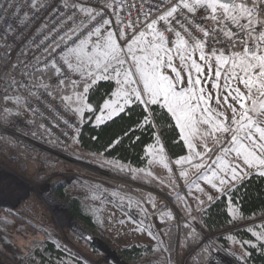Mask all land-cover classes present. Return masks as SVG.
Wrapping results in <instances>:
<instances>
[{
	"label": "rangeland",
	"instance_id": "obj_1",
	"mask_svg": "<svg viewBox=\"0 0 264 264\" xmlns=\"http://www.w3.org/2000/svg\"><path fill=\"white\" fill-rule=\"evenodd\" d=\"M147 30L145 31H151L155 35L152 30ZM109 36H112V40L117 44L112 33H107L99 37L95 43L89 44L85 52L91 53L93 45L104 44ZM145 36L142 31L125 45V51L119 48V59L123 60L124 64L120 65L112 60V66L107 71L103 65L97 67L87 58L83 61L70 59L69 64H72V68L80 77L81 83L78 87L81 89L73 90L66 95L63 98L64 103L66 102L65 104L80 122L83 121L85 112H95L93 121L95 124H100L119 113L125 103L130 102L125 99L127 95L134 94L133 90L139 94L143 91L144 84L136 71L137 61L132 59L133 56L143 57L148 54L155 56L159 51V56L155 58L162 62L156 66L157 70L161 74H174L177 77L183 74L188 82L193 79L194 74L197 77L193 69V61H195L203 68L201 81L204 82L206 76L204 84L218 82L217 88L221 90L217 89L218 93L207 95L202 83L199 86L203 88L205 95L199 92L193 93L195 98L192 103L199 106L194 113L196 122L183 130L179 127L187 153L179 160L171 162L160 144H153L147 148L148 159L144 166L135 168L116 163L123 175L129 176L130 179L121 177L115 170L100 165L99 162L104 160L100 155H89V157L79 155L74 147V137L69 142L68 152L54 150L51 153L53 155L51 158L56 160L54 167L47 166L39 156L33 157L34 153L31 152L25 156H17L15 152H11L9 157H2L0 160V251L4 255L0 254V257L5 261H8V258L26 260L29 248L48 237V232L53 238L65 242L76 250L90 264H161L163 260L165 261L163 264H198L190 260L187 253L191 244L189 239L191 240L195 234L199 236V240H203L205 244L203 246L209 252V256L210 253L212 255L208 264H217V262L245 264L244 257L247 254L245 245L252 247L261 245L264 250V221L257 220L253 223L255 224L251 229L253 239L243 240V244L242 241L234 240L228 235L226 246L204 231L197 216V211L241 179L253 173L264 174V165L259 164L252 155H249V152L255 151V156L264 159V149L259 147V143L256 150H253L251 142L247 139L249 133L257 136L254 129L241 128L239 123H233V118L240 121L245 109L240 108L231 96H227L224 78L221 77L217 81L214 75L215 64H201L198 58L190 55V52L195 55L191 50L195 48H189L187 45L190 52L186 50L185 54L183 51L186 45L180 46L181 39H175L170 47H166L163 42L162 48L153 49L152 44L155 43L147 41ZM156 40L160 41L156 45L162 43L160 38ZM201 53L213 54L203 50ZM151 67L149 63V70ZM209 67L213 69L212 72H209ZM221 71L231 72V66L225 65ZM125 72L130 73L127 82ZM109 75L115 79L116 89L96 109L88 102L86 92L91 83ZM231 83L232 89L239 88L245 96L248 95L247 89L238 79L232 80ZM86 85L87 90H85ZM232 89L228 90L232 91ZM232 95L235 96L236 93L233 91ZM201 96L205 98L203 102L199 99ZM251 96V99L244 100L243 103L250 115H253L259 125L264 127V115L251 112L253 107L259 108L264 104V96L255 88ZM143 97L147 100L145 96ZM140 98L143 100L141 94ZM1 108L4 111L9 109V113L21 117L25 115L21 104L13 99L4 101ZM233 108L236 109L235 112ZM25 116L23 118H26ZM204 120H208L209 123H203ZM217 122H222L230 131L213 134V126ZM240 123L246 125L248 121L244 120ZM233 136L237 137L235 142L232 140ZM214 146L216 148L218 146V149H213ZM58 152L65 156H59ZM95 160L96 162L93 163ZM246 160L251 161V164L246 163ZM85 163L107 171L103 174V171L92 169L84 165ZM60 168L74 169L80 174L99 175L104 179L123 183L132 187L134 194L92 184L73 174L60 173ZM234 171L237 174L236 179L232 178ZM112 176L117 180L111 179ZM56 185H64L68 195L76 196L83 201L88 211L99 220L100 233L87 234L83 226L73 219L64 203L54 196L53 189ZM179 200H183L185 204V213L182 215L184 218H180L179 222L182 227L188 229L185 237L188 239L189 247L184 250L180 246L182 239L177 237L173 248L168 251L164 239H168L169 232L159 225L176 223L181 211L177 203ZM77 236L88 241L85 244L76 243ZM88 244L98 250L97 255H94ZM132 244H150L155 253L145 254L136 261H126L121 257L118 249ZM159 251L165 252V255L162 257Z\"/></svg>",
	"mask_w": 264,
	"mask_h": 264
},
{
	"label": "built area",
	"instance_id": "obj_2",
	"mask_svg": "<svg viewBox=\"0 0 264 264\" xmlns=\"http://www.w3.org/2000/svg\"><path fill=\"white\" fill-rule=\"evenodd\" d=\"M173 7L176 11L167 16ZM81 8L90 9L92 15ZM257 13L258 9L255 16ZM205 17H209V10L193 5L189 11L182 0H0V137L11 138L18 149L40 158L72 140L79 121L54 89L79 82L78 74L61 56L82 40L93 44L112 33L123 51L129 40L150 29L163 34L167 47L179 37L190 47L201 43L200 48L207 53L228 56L243 50L239 44H229L220 32L227 25L238 33L235 25L227 20L221 25ZM241 23L246 21L242 18ZM256 27L261 30L259 24ZM96 28L99 33L90 35ZM242 36L240 33L235 39ZM47 70H51L49 77L35 76ZM12 99L21 104L29 118L13 113L4 116L2 103ZM8 259L0 257V264H31L26 258Z\"/></svg>",
	"mask_w": 264,
	"mask_h": 264
},
{
	"label": "trees",
	"instance_id": "obj_3",
	"mask_svg": "<svg viewBox=\"0 0 264 264\" xmlns=\"http://www.w3.org/2000/svg\"><path fill=\"white\" fill-rule=\"evenodd\" d=\"M248 2L250 4L251 0ZM50 74L51 70H47L44 73L37 72L35 76L49 77ZM80 83L76 85L66 83L55 88L54 92L63 101L65 93L69 94L73 90L81 89L78 87ZM116 86L115 79L110 75L97 79L89 85L86 92L88 102L98 109L101 103L111 96ZM8 111L9 109H6L5 117L9 115ZM94 117L95 112H85L84 119L80 122V128L73 139L74 147L79 155L86 157L100 155L104 160L99 164L115 170L121 177L130 179L129 176L123 175L116 163L135 168L144 166L148 159L147 148L153 144H160L171 162L179 160L187 153L180 128L163 104H146L141 98L137 100L133 97L123 110L103 123L95 124ZM54 147L57 146L54 145ZM69 148L68 143L64 148L59 149L68 152ZM215 148L216 146L213 147ZM19 151L11 138L0 137V160L2 157H9L11 152H15L17 156L28 155L25 151ZM33 157L36 155L33 154ZM95 162L96 160L93 161ZM46 163L47 166L54 167L56 160L50 157ZM59 172L73 174L79 179L96 185L100 184L108 189L134 194L132 187L104 179L99 175L80 174L78 170L68 168H60ZM53 190L54 196L64 203L70 215L83 226L87 234L100 233L99 220L88 211L80 198L68 195L64 185H56ZM231 205L238 213L235 217L229 211ZM197 216L204 231L213 235L223 245L227 246L228 235L234 240L242 241L243 244V240L253 239L251 230L255 227L253 223L264 219V174L253 173L241 179L225 193L197 211ZM159 227H164L169 232L168 239H164V245L170 251L177 240L176 224H160ZM187 230L186 227L180 226L179 239H183L181 236L185 233L188 234ZM76 238V243L85 244L88 241L86 238L78 236ZM185 240L188 242V239ZM189 242L192 243L188 249V252L192 250L189 255L190 260H202L204 264L209 258V252L203 246L205 245L203 240H199V236L195 234ZM88 246L94 255H97L98 250L94 246L89 244ZM245 247L247 251L244 257L245 264H264V250L261 245L254 247L245 245ZM118 252L126 261H136L145 254L155 253L150 244H132L119 248ZM159 255L163 257L165 252L159 251ZM26 259L31 264H90L76 250L70 248L65 242L53 238L49 232L48 237L29 248Z\"/></svg>",
	"mask_w": 264,
	"mask_h": 264
},
{
	"label": "snow or ice",
	"instance_id": "obj_4",
	"mask_svg": "<svg viewBox=\"0 0 264 264\" xmlns=\"http://www.w3.org/2000/svg\"><path fill=\"white\" fill-rule=\"evenodd\" d=\"M193 5L209 10V17H205L206 19L211 18L213 21H218L221 25L227 20L230 24L235 25L236 28L239 29V32L237 33L232 31L227 25L221 28L220 32L225 37L226 41L233 46L239 44L243 50L241 52H231L228 56H225L223 52H220L219 55H216L215 52H213L216 61L214 75L217 78V81L221 77L224 78L227 85L225 88L227 96H231L232 99L240 105V108L245 109L240 117V121H236L235 118H233V123H239L241 128L246 127L248 129H254L257 136H253L249 133L247 139L251 142L253 150H256L258 143L259 147L264 149V143H260L264 141V127L259 125L253 115H250L248 108L243 103L244 100L252 98L251 94L254 88L260 91V95L264 96V20L255 16V12L259 6L264 5V0H251L250 4L248 0H192V3H189L188 0H182V6L189 11L193 10ZM80 11L92 15L90 9L81 8ZM175 11L176 8L173 7L166 15L170 17ZM218 17H222L223 19L218 20ZM242 18L246 23H241ZM160 19L164 20L165 17L161 16ZM103 23L107 24L108 21L104 20ZM257 24L260 25V31H257ZM102 26L103 25H101V27ZM149 27H151V25H149ZM201 31L204 32L205 36L208 35L207 31H204L203 29H201ZM212 31L215 33L216 30L213 29ZM98 33L99 28H96L90 33V35H96ZM240 33H242L243 36L238 40L235 39ZM157 35L162 43L160 45H152L153 49L163 47V34L157 33ZM177 36H179V33H177ZM185 43L186 41H183L182 39L179 41L180 46H183ZM88 47L89 42L87 39L82 40L75 47L68 48L67 52L62 54L61 59L67 63L73 58L76 61H83L87 58L89 62L95 63L97 67L103 65L105 71L112 66V60H115L116 63L120 65L124 64V61L119 59V45L112 40L111 36L107 38L104 44L93 45L91 53L85 52V49ZM197 47L202 48L203 45L198 43ZM150 56L151 54L143 57H132L133 60L137 61L136 71L144 84L143 91L151 96L148 103L162 102L168 111L172 113L178 126L181 127L182 130L190 127L196 122L194 113L199 107L192 103V100L195 98L193 88L195 85L204 83L200 79V76L203 75V68L201 65L193 61V69L197 73V78L194 81H189L190 87L184 93L177 94L174 86L169 81V77L162 75L157 70L156 66L158 63L162 62L155 58V56H159V51L155 53V56H151V59ZM169 59H171V57H169ZM181 59H183V57H181ZM201 60L207 62L208 57L206 55H201ZM149 63L152 66L151 70H149ZM225 65L231 66V72L226 73L221 71ZM69 67H72V64H69ZM212 71L213 69L209 67V72ZM117 74L119 75L120 73L118 72ZM89 75H91V73H89ZM129 75L130 73L128 72L124 73L126 82ZM236 79H238L247 89V96H245L239 88L232 89L231 82ZM218 86L217 82L211 83L212 88H217ZM228 89H232V91H229ZM85 90H87V85L85 86ZM199 91L203 92V88L201 87ZM233 91L236 93L235 96L232 95ZM133 93L135 94L136 99L139 100L140 94L135 92V90H133ZM199 99L203 102L205 98L201 96ZM225 101H227V97H225ZM205 111H207V109H205ZM235 111L236 109L233 108V112ZM251 112L253 114L264 115V104H261L259 108L253 107ZM244 120L248 121L246 125L240 123ZM202 122L205 124L209 123L208 120ZM213 129V134L215 132L230 131V129L225 127L222 122H217V124L213 126ZM232 140L235 142L237 137L233 136ZM249 155H252L259 164L264 165V159L255 156V151L249 152ZM246 163L251 164V161L246 160ZM232 178H237L235 171L233 172Z\"/></svg>",
	"mask_w": 264,
	"mask_h": 264
},
{
	"label": "crops",
	"instance_id": "obj_5",
	"mask_svg": "<svg viewBox=\"0 0 264 264\" xmlns=\"http://www.w3.org/2000/svg\"><path fill=\"white\" fill-rule=\"evenodd\" d=\"M258 15L256 16L257 18H259V19H261V20H264V5H260L259 6V8H258V13H257ZM148 31V30H147ZM147 31H143L144 32V34L146 35L145 36V38H146V40L147 41H149L150 43L152 42V43H155V45L156 44H158V42H160V41H158V40H156V39H159V37H158V35H154V34H152V32L151 31H149V32H147ZM111 35V34H110ZM112 37V36H111ZM176 39H181V38H176ZM131 40H129L127 43H126V45L130 42ZM152 45H154V44H152ZM185 45H186V43H185ZM167 47V46H166ZM189 48H195L194 50L193 49H191L194 53H195V55L192 53V52H190V50H188V46L186 45V48L184 49V51H183V53H185L186 54V50H188L189 52H190V55L191 56H195L194 58H198L199 60H200V62H201V64H204V63H209V64H212V65H216V61H215V58H214V56H213V54H203V53H201V48L200 47H190L189 46ZM201 50V51H200ZM125 51V50H124ZM201 55H206L207 57H208V60H207V62L205 61V60H201ZM216 55H219V54H216ZM192 57V58H193ZM162 75H165V76H168L169 77V81H170V83L174 86V88H175V91L177 92V94H182V93H184L189 87H190V84H189V82H188V80H187V78L183 75V74H176V75H178V77L177 76H175L174 74H162ZM175 77V78H174ZM197 77H196V75L194 74L193 75V79H191L192 81H194L195 79H196ZM81 81V80H80ZM206 82V76L204 77V83ZM67 83H69V82H67ZM78 83H80V82H78ZM203 83V84H204ZM214 83V82H213ZM218 83V82H217ZM66 84V83H65ZM72 84V83H71ZM75 84H77V83H75ZM137 84V83H136ZM207 84H208V86H207ZM207 84H204V88H205V90L207 91L206 93H208L207 95H211V94H215L216 92L218 93L219 91H217V89H220L221 90V88H212L211 87V84L210 83H208L207 82ZM64 85V84H63ZM201 88V86H199V85H195L194 86V88H193V93H200V94H203V95H205V92L203 93V92H200L199 91V89ZM194 89H198L197 91L196 90H194ZM140 94H141V96H142V98H143V101L146 103V104H150V103H148V101L151 99V96H150V94H148V96L146 95V93H144L143 91H141L140 92ZM66 95H69V94H67V93H65L64 94V96H63V98L66 96ZM134 95L135 94H133V95H131V94H129V95H127L126 96V99H125V101H127V102H129L133 97H134ZM143 96H145L146 97V99L147 100H145L144 99V97ZM59 97V96H58ZM59 99H60V97H59ZM60 101H62L61 99H60ZM161 101H162V98H161ZM62 103L64 104V105H66L65 103H64V99H63V101H62ZM157 103H160V104H163L162 102H157ZM126 105H124V107L125 106H127L128 104L127 103H125ZM67 106V105H66ZM68 107V106H67ZM124 107H123V109H124ZM69 108V107H68ZM70 109V108H69ZM122 109V110H123ZM71 110V109H70ZM72 111V110H71ZM72 113H74V112H72ZM172 114V113H171ZM26 115V116H25ZM24 116L26 117V118H29V116L27 115V114H25ZM74 115V114H73ZM23 116V117H24ZM77 119V118H76ZM78 120V119H77ZM176 120V119H175ZM79 121V120H78ZM177 122V121H176ZM79 124H80V121H79ZM79 128H80V126H79ZM78 131V130H77ZM77 133V132H76ZM76 135V134H75ZM75 137V136H74ZM74 139V138H73ZM226 146V145H225ZM224 148V147H223ZM163 149V148H162ZM18 150H20L19 152H21V151H23V150H21V149H18ZM53 151L52 152H54V149H52ZM60 150V149H59ZM25 152H26V154H30L29 153V151L27 152L26 150H24ZM35 154V153H34ZM36 155V154H35ZM58 155L59 156H63V155H61L60 153H58ZM37 156V155H36ZM51 156H53L51 153H49V152H46V153H44V154H42L41 155V158L42 159H44V160H48ZM38 157V156H37ZM47 162V161H46ZM46 162H44V163H46ZM105 171H107V170H105ZM103 174L105 173V172H102ZM230 173V172H229ZM229 173H224V174H226V175H229ZM107 175V174H106ZM112 179V178H111ZM230 189V188H229ZM228 189V190H229ZM225 193V192H224ZM223 194V193H222ZM220 196V195H219ZM218 197V196H217ZM216 198V197H215ZM214 198V199H215ZM183 201V200H182ZM181 200H179L177 203L180 205L179 207H180V209H181V211H180V216H178L177 218H176V227H177V237H180V232H179V229H180V226L182 225L180 222H179V219L180 218H184V217H182V215H184V213H185V204H183V202H182ZM184 209H183V208ZM231 207H233V208H231ZM229 211H230V213L232 214V216H237L238 215V213H237V211H236V208L234 207V206H230L229 207ZM163 220V219H162ZM260 221H264V220H260ZM185 233V232H184ZM185 236H187V234L185 233L184 234V236H181L183 239H182V242H181V247H183L184 248V250H185V248L186 247H189V245L187 244V242H186V237ZM192 244V243H191ZM190 244V245H191ZM190 248V247H189ZM191 252H192V250L191 251H189V252H187L188 253V256L191 254ZM176 253H177V249H176ZM211 259H212V255H211V253H210V256H209V258H208V260L204 263V264H208L210 261H211ZM175 260H176V258H175ZM196 260V261H195ZM194 261L195 262H197L198 264H203V262H202V260L200 261V260H198V259H195ZM163 263H165V261L163 260ZM162 262H161V264H163ZM217 264H218V262H217Z\"/></svg>",
	"mask_w": 264,
	"mask_h": 264
},
{
	"label": "water",
	"instance_id": "obj_6",
	"mask_svg": "<svg viewBox=\"0 0 264 264\" xmlns=\"http://www.w3.org/2000/svg\"><path fill=\"white\" fill-rule=\"evenodd\" d=\"M58 153H60V152H58ZM61 154V153H60ZM61 155H63V156H65L64 154H61ZM84 165H86V166H88V167H90V168H92V169H96V170H98V171H103V172H106L104 169H102V168H99V167H96V166H94V165H92V164H87V163H85ZM110 178H112V179H116L117 180V178L116 177H110Z\"/></svg>",
	"mask_w": 264,
	"mask_h": 264
},
{
	"label": "bare ground",
	"instance_id": "obj_7",
	"mask_svg": "<svg viewBox=\"0 0 264 264\" xmlns=\"http://www.w3.org/2000/svg\"><path fill=\"white\" fill-rule=\"evenodd\" d=\"M258 15V14H257ZM113 35V34H112ZM157 35V34H156ZM114 36V35H113ZM12 101V100H11ZM62 102V101H61ZM24 151V150H23ZM28 152V151H27Z\"/></svg>",
	"mask_w": 264,
	"mask_h": 264
}]
</instances>
